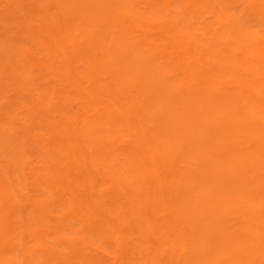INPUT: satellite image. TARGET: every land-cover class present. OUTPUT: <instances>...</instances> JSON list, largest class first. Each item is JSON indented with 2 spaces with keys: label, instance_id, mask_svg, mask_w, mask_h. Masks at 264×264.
<instances>
[{
  "label": "bare ground",
  "instance_id": "6f19581e",
  "mask_svg": "<svg viewBox=\"0 0 264 264\" xmlns=\"http://www.w3.org/2000/svg\"><path fill=\"white\" fill-rule=\"evenodd\" d=\"M75 262L264 264V0H0V264Z\"/></svg>",
  "mask_w": 264,
  "mask_h": 264
},
{
  "label": "rangeland",
  "instance_id": "374dc122",
  "mask_svg": "<svg viewBox=\"0 0 264 264\" xmlns=\"http://www.w3.org/2000/svg\"><path fill=\"white\" fill-rule=\"evenodd\" d=\"M10 1H13V0H8V2H10ZM27 33V32H26ZM28 34V33H27ZM24 37V36H23ZM27 37V36H26ZM29 37V36H28ZM26 39V38H25ZM25 39H23V40H25ZM29 40V39H28ZM27 40V41H28ZM1 158H2V156H1ZM24 193H25V191H23ZM76 261V260H75ZM79 262H75L74 264H78Z\"/></svg>",
  "mask_w": 264,
  "mask_h": 264
}]
</instances>
